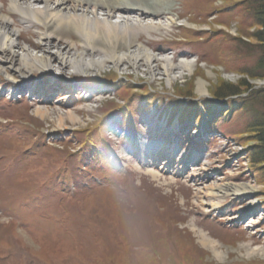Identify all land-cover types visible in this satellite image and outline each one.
Instances as JSON below:
<instances>
[{"label": "rangeland", "instance_id": "rangeland-1", "mask_svg": "<svg viewBox=\"0 0 264 264\" xmlns=\"http://www.w3.org/2000/svg\"><path fill=\"white\" fill-rule=\"evenodd\" d=\"M173 4L169 28L139 37L154 59L138 68L97 52L75 71L56 57L65 41L7 27L45 65L2 63L15 80L0 74V103L20 97L0 106V264H264V0ZM217 183L242 192L202 204Z\"/></svg>", "mask_w": 264, "mask_h": 264}, {"label": "bare ground", "instance_id": "bare-ground-1", "mask_svg": "<svg viewBox=\"0 0 264 264\" xmlns=\"http://www.w3.org/2000/svg\"><path fill=\"white\" fill-rule=\"evenodd\" d=\"M173 8V0H0V74L12 79V81L15 80L7 72L9 68L2 65L4 60L9 62L12 60L10 65L12 68L15 57H18L22 66L26 68L45 65L43 55L41 57H27L26 52H16L13 48L16 45L15 36L13 37V32L9 31L7 27L11 24H14L11 26L15 28L19 27L20 25H15V19L19 20V24L27 25L28 28L34 25L43 27L44 35L49 39L65 41L68 45L65 49L66 52L60 50L56 53V57L59 58L62 66L75 64V71H78L82 63L85 64L83 58L86 56L91 58V55L98 52L107 56L113 63L119 65L127 62L138 68L140 61H145L150 66L154 59V56L140 43L139 37L142 34L150 35L152 32L156 33L161 29L169 28L174 23V18L167 17L165 24H161L159 21L161 16L168 15ZM118 12L122 16L118 20H114L113 18ZM76 42L81 45L82 51L77 54V58L70 59L65 53L71 51ZM150 46L152 45L150 44ZM55 47L58 49L57 44ZM135 47L137 48L136 52L131 51ZM122 51L127 52L128 55L122 54ZM165 59L169 60V58ZM190 63H183L182 61L179 67L190 69ZM86 64L88 68L91 67V61L90 63L86 62ZM148 68L151 73L152 67ZM174 68L175 66L167 64L164 66V74L169 76ZM21 78L20 82H24V77ZM203 85V82L199 84V90L200 94L204 95ZM13 87L10 92L11 97L1 102L0 106L18 102L20 96L18 97L17 94L19 92L17 87ZM127 120H130L129 116L123 117V122ZM21 128L28 129L25 125H22ZM115 130L119 133L120 130L123 131V128L118 126ZM120 137L123 140L122 135ZM144 146L142 154L150 151L153 144L149 142ZM86 160L89 159L83 160L85 164ZM95 162L92 160V164L96 165ZM132 169L135 172L142 171V168L136 165H133ZM145 174L156 179L161 178L154 169L146 170ZM241 192L229 184H210L204 192V196L210 201L202 204H209L212 208H216L223 196L231 193L240 194ZM201 242L204 246L209 245L215 251L216 257H222V253L216 250L205 238H202Z\"/></svg>", "mask_w": 264, "mask_h": 264}, {"label": "trees", "instance_id": "trees-1", "mask_svg": "<svg viewBox=\"0 0 264 264\" xmlns=\"http://www.w3.org/2000/svg\"><path fill=\"white\" fill-rule=\"evenodd\" d=\"M264 19V16L261 17ZM264 28V25H263ZM259 41L264 42V32H259ZM218 91V90H217ZM219 92L215 93V96H218ZM238 92L230 93V96L237 95ZM229 96V95H228ZM227 96V97H228ZM255 131L254 135L257 139L258 145L254 147L253 150V159L256 161V165L258 168L264 167V122L255 124V127L253 128ZM259 165V166H258Z\"/></svg>", "mask_w": 264, "mask_h": 264}]
</instances>
